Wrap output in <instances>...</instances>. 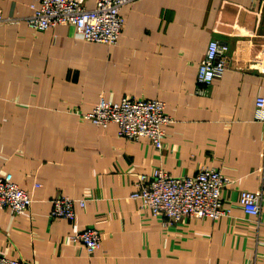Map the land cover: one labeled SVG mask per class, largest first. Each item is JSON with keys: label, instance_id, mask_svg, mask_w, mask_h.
<instances>
[{"label": "crops", "instance_id": "1", "mask_svg": "<svg viewBox=\"0 0 264 264\" xmlns=\"http://www.w3.org/2000/svg\"><path fill=\"white\" fill-rule=\"evenodd\" d=\"M30 2L0 0V173L31 199L22 214L0 209V255L26 264H264V122L254 119L264 97V0H133L113 45L85 41L72 25L32 31ZM212 40L228 47L227 68L201 87L198 64ZM100 96L163 101L171 123L162 146L84 119ZM204 167L230 180L217 219L153 216L131 197L154 169L184 178ZM241 190L260 195L257 216L243 212ZM58 196L74 199V221L49 216ZM84 228L100 235L92 253L71 240Z\"/></svg>", "mask_w": 264, "mask_h": 264}, {"label": "built area", "instance_id": "2", "mask_svg": "<svg viewBox=\"0 0 264 264\" xmlns=\"http://www.w3.org/2000/svg\"><path fill=\"white\" fill-rule=\"evenodd\" d=\"M131 1L95 0L92 8H86L82 0H31L26 23L32 31H43L59 24L72 25L76 36L85 41L113 45L117 43L124 25L121 9ZM227 50L226 45L217 41L208 43L197 70V83L201 87L222 76L227 68ZM83 118L102 127L114 123L120 137L130 140L147 138L156 148L163 144V127L171 123L163 101L127 97L110 101L100 96ZM254 119L264 122V97L255 100ZM229 182L221 171L210 167L184 178H173L158 168L149 176H140L138 188L131 197L140 200L153 216L217 219L225 213L222 191ZM238 202L246 215H258L260 195L257 192L239 191ZM30 204V197L12 180L11 174L0 173V209H8L18 215L27 211ZM74 204L70 197H55L51 199L49 216L74 221ZM78 204L82 206L83 200H78ZM71 240L81 243L92 253L99 246L100 235L94 228H84L71 236ZM0 264L26 263L0 255Z\"/></svg>", "mask_w": 264, "mask_h": 264}]
</instances>
